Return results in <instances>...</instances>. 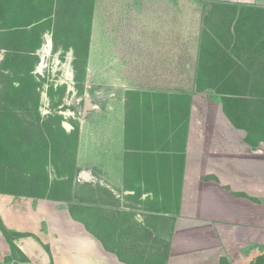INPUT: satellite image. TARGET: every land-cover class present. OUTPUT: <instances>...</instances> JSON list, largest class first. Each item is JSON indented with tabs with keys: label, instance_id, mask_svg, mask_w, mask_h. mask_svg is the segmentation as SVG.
<instances>
[{
	"label": "crops",
	"instance_id": "crops-1",
	"mask_svg": "<svg viewBox=\"0 0 264 264\" xmlns=\"http://www.w3.org/2000/svg\"><path fill=\"white\" fill-rule=\"evenodd\" d=\"M87 2L91 3V9L86 23L79 12L75 17L72 13L61 16L59 45L54 41L53 25L42 33V46L49 39L50 51L60 54L61 60L58 56L56 59L62 67H68L70 74L64 75L63 82L74 81L76 48L81 44L85 52L83 82L93 83L95 92H106L102 103L88 96L93 105L79 121L75 163L81 172L86 171L89 179L96 180L94 172L98 170L100 182L117 199L134 194L141 199L154 195L158 198L161 192L149 189L147 182L161 188L166 176L173 180V188L177 185L178 195H187L192 191V133L204 128L212 130L213 135L219 130L221 171L213 175L220 180L221 190L229 191L223 185L230 184L233 190L249 195L262 193L264 126L254 112H244L241 106L246 98L260 100V91L258 96L228 95L227 102L220 94L209 93L207 107L219 115L211 123L212 128L211 124L192 127L196 107L192 101L195 95L206 93H195L193 89L203 26L201 17L212 4L264 8V0ZM37 50L38 56L41 49ZM151 160L155 166L149 168ZM82 177L86 184L81 188L93 185ZM244 179L250 182L245 183ZM119 207L133 209L127 203ZM182 207L180 204L179 210ZM149 211L156 217L169 215V210L157 206ZM0 222L8 231L21 234L12 241L32 264H131L108 249L63 200L0 191ZM172 225L166 264H219L220 256L215 259L204 244L202 252L201 246L188 242V234L185 236L178 230L179 215ZM247 248L242 255L248 256L250 248ZM262 252L250 257V261ZM10 253V243L0 228V264H14L15 259H9Z\"/></svg>",
	"mask_w": 264,
	"mask_h": 264
},
{
	"label": "rangeland",
	"instance_id": "rangeland-1",
	"mask_svg": "<svg viewBox=\"0 0 264 264\" xmlns=\"http://www.w3.org/2000/svg\"><path fill=\"white\" fill-rule=\"evenodd\" d=\"M20 1L14 0L7 6L0 0V74L11 79L1 81L0 78V100L11 115L0 122V146L3 148L0 189L66 201L70 212L82 219L88 230L100 236L108 249L131 264H155L160 255L168 253L173 220L178 215V230L189 235L188 242L201 246L202 252V245H206L207 252L215 259L220 256L219 264L223 259L229 264H247L250 257L262 252L264 191L249 195L233 190L230 184L223 185L229 191L221 190L220 180L213 175L221 171L219 130L215 135L204 128L192 133V191L187 195H178L177 185L173 188V180L166 176L161 188L147 182L149 189L162 193L158 198L154 195L141 199L134 194L117 199L107 191L106 184L100 182L98 170L94 172L98 179H86L93 185L81 188L86 182L76 166L75 149L79 121L83 119L82 98L89 96L102 103L106 92H95L93 83L83 82L81 44L76 48L73 83L68 84V79L67 83L62 81L66 80L64 73L68 67H62L56 59L58 56L61 60L60 54L51 51L44 71L34 72L42 54V33L53 25L54 41L59 45L57 35L63 27L61 16L72 13L75 17L79 12L87 22L91 3L87 0H25L26 9ZM31 21V27L25 28L24 25ZM73 26L75 28L74 23ZM84 30L86 35L87 28ZM33 43L40 44L37 49H41V54L37 56L38 50L35 51L38 59L26 52L29 46L35 45ZM31 64H35V68L33 79L29 80L34 85L23 74L24 68ZM256 81L260 85L259 95L264 99V82L259 78ZM196 82L194 92H203L196 89ZM209 93L195 95L192 101L196 106L192 113L194 129L213 124L219 118L214 109L207 107ZM151 161L147 164L149 168L155 166ZM39 168L44 173L36 175ZM182 183L183 180L179 187ZM261 185L264 186L262 178ZM126 203L133 209H120L119 205ZM180 204H183L182 211ZM156 206L169 210V215L156 217L149 211ZM245 247L250 248L248 256L241 254ZM9 259H15L14 264H27L15 248L11 249Z\"/></svg>",
	"mask_w": 264,
	"mask_h": 264
},
{
	"label": "trees",
	"instance_id": "trees-1",
	"mask_svg": "<svg viewBox=\"0 0 264 264\" xmlns=\"http://www.w3.org/2000/svg\"><path fill=\"white\" fill-rule=\"evenodd\" d=\"M13 1L3 0V3L9 6ZM28 1L26 0V2ZM26 2L25 0L20 1L23 4L22 6L27 9L28 4ZM262 13H264V8L248 5L212 4L203 17L196 78V89L198 91L220 94L224 102H227L228 95L232 94L258 96L260 85L256 79L259 78L264 82V15ZM32 23L31 21L25 24L24 27L28 28ZM39 45V43H36L32 47L29 46L26 52L35 58V51ZM84 53L82 55L83 70L85 64ZM35 64L24 68L23 74L26 75L29 83L33 79ZM258 70L260 71L257 74ZM4 75L6 74H0L1 81H4V79L11 80ZM31 84L34 85L35 83ZM244 102L241 105L242 110L244 112L247 110L249 113L250 111L254 112L255 118H259L260 124L264 125V99L249 100L246 98ZM4 117H11V115L7 113V106L0 100V122ZM231 118L233 119V117ZM1 151H3V148L0 146ZM43 173L40 168L36 171V175ZM0 191L18 193L14 190L2 188ZM0 228L10 243L11 249H17L23 261L32 264L12 241L14 236L21 234L8 231L1 222ZM167 254L160 255L155 264H166ZM221 264L229 263L227 259H223ZM248 264H264V252Z\"/></svg>",
	"mask_w": 264,
	"mask_h": 264
},
{
	"label": "built area",
	"instance_id": "built-area-1",
	"mask_svg": "<svg viewBox=\"0 0 264 264\" xmlns=\"http://www.w3.org/2000/svg\"><path fill=\"white\" fill-rule=\"evenodd\" d=\"M46 44H44L42 46V54L40 56V62L38 63V65L36 66L35 68V73H39L41 74L45 67L48 65L47 63V57L50 55V50L49 51H46V49L44 48ZM64 75L67 77L68 76V72L67 70L65 71ZM66 79V78H64ZM63 81H66V80H63Z\"/></svg>",
	"mask_w": 264,
	"mask_h": 264
},
{
	"label": "water",
	"instance_id": "water-1",
	"mask_svg": "<svg viewBox=\"0 0 264 264\" xmlns=\"http://www.w3.org/2000/svg\"><path fill=\"white\" fill-rule=\"evenodd\" d=\"M92 101L88 96H84L83 98V109H82V116H85L87 114V112L90 110V108L92 107ZM82 175L85 176V178L87 177V172L83 171Z\"/></svg>",
	"mask_w": 264,
	"mask_h": 264
},
{
	"label": "bare ground",
	"instance_id": "bare-ground-1",
	"mask_svg": "<svg viewBox=\"0 0 264 264\" xmlns=\"http://www.w3.org/2000/svg\"><path fill=\"white\" fill-rule=\"evenodd\" d=\"M44 48L46 49V51H49V50H50V43H49V39L47 40V42H46V45H45V47H44ZM67 72H68V74H70L68 70H67Z\"/></svg>",
	"mask_w": 264,
	"mask_h": 264
}]
</instances>
